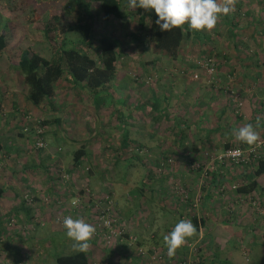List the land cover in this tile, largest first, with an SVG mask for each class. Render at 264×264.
I'll list each match as a JSON object with an SVG mask.
<instances>
[{
	"label": "rangeland",
	"instance_id": "rangeland-1",
	"mask_svg": "<svg viewBox=\"0 0 264 264\" xmlns=\"http://www.w3.org/2000/svg\"><path fill=\"white\" fill-rule=\"evenodd\" d=\"M247 1V8H254L251 0ZM17 4L19 0H0V31L5 32L13 49L28 46L49 55L42 33L47 14L28 20L30 8L22 4L13 10ZM45 5L40 3L39 8ZM136 9L126 4L121 7L120 18L102 20L98 2L92 4L98 35L107 34L118 41L115 77L104 91L92 96L67 76L58 82L57 99L61 103L51 114L59 122H50L48 127L43 124L44 148L54 143L59 147L56 143L65 137L75 140L72 148L84 142L89 153L80 165H71L72 153L67 149L59 154L61 165L55 167L51 163L54 159H49L45 169L32 175V170L24 168L34 153L27 149L32 147L31 139L22 126L26 117L46 121L49 118L43 115L47 110L35 114L25 106L13 108L10 144L17 148L16 154L10 157L0 153V183L4 186L0 197V264H54V253L74 249L62 226L66 216L82 218L95 227L89 241L90 264H115L116 255H100L105 247L115 254L136 246L148 253L154 249L164 254V235L180 219L190 220L192 214L202 215L204 225L198 224L197 234L187 241L189 245L159 263L178 264L182 257L186 264H207L211 256L214 264H228L221 262L225 259L250 264L253 253L247 236L254 227L255 232L264 230V221L255 217L254 222H261L256 225L249 215L256 213L264 219V203L254 193V204L243 196L237 199L232 186L245 181L244 174L255 165L233 163L220 153L227 141L245 148L232 135L245 124H252L264 143V128L255 126L259 119L264 120V35L250 34L249 27L229 28L228 23L224 25L225 17L220 16L211 32H189L180 52L172 58L154 50L147 37L145 24L154 10L137 9L145 20L140 28ZM241 11L229 19L241 22ZM233 50L239 54L234 56ZM207 58L213 63L211 71L203 67ZM13 70L0 56V82L13 73L15 91L23 93L21 75ZM70 85L72 90L67 89ZM173 122L184 128L182 142L176 132H171ZM18 130L22 136L16 134ZM137 141L142 146L137 147ZM190 143L198 147L197 153L189 151ZM262 147L257 150L264 155ZM128 160L132 163L129 167ZM213 172L218 181L211 188L208 203L202 206L201 184L206 185ZM31 175L36 178V191L25 183ZM27 189L32 194L30 203L22 197ZM73 201L78 203L73 206ZM24 206L30 210L25 211ZM104 210L114 230L135 235L141 242L126 244L123 235L103 237L96 221ZM221 219L227 222H222V227L218 225ZM137 257L140 264H153L145 255L137 253Z\"/></svg>",
	"mask_w": 264,
	"mask_h": 264
},
{
	"label": "trees",
	"instance_id": "trees-1",
	"mask_svg": "<svg viewBox=\"0 0 264 264\" xmlns=\"http://www.w3.org/2000/svg\"><path fill=\"white\" fill-rule=\"evenodd\" d=\"M93 2H98L102 20H108L110 17L120 18L122 16L121 7L128 4V0H19V4L13 6V10L20 8L22 4L28 6L30 8L28 20L40 19L44 13L47 14L42 24V33L46 40V49L49 55H43L28 46L13 49L7 42L5 32L0 31V56L4 57L7 64L13 67L14 72H18L21 75L22 81L26 85L24 97L31 105L37 106L43 103V101L49 102L62 76H67L73 85L78 84L91 92H97L107 88L110 85L108 84L109 81L114 79L118 41L117 38L110 35H98V32H96V17L92 11ZM244 2L248 1L237 0L235 6L234 13L242 10L241 14L244 17L242 18L243 20L240 23L241 26L239 29L235 27L236 30L246 27L245 25L251 21L249 8H247ZM40 3L46 5L43 8H39ZM137 9L135 12H137ZM157 18L154 12L148 14V22L145 24L147 37L154 50L160 51L168 57L175 58V55L180 52L181 45L189 32H185L180 28H174L170 32H161L155 23ZM144 21V14L137 12V26L140 28L142 26L144 27ZM67 33H72L73 36L68 37ZM252 33L256 37L261 34L258 32ZM228 35L230 38H233L231 31L228 32ZM15 68L18 70H15ZM163 117L166 119V115H163ZM33 119L34 121L37 120L36 118ZM260 122H264V120L261 121L259 119L255 126L261 125L264 128V123L261 124ZM38 123L42 127L43 134L45 120H39ZM173 131L177 133L179 142H182L184 137V128H182V125L173 122L171 132ZM26 135L30 137L27 132ZM30 144H32L31 141ZM231 145V141H227L223 143L222 147L224 149L232 147ZM240 145L244 146L246 144L240 143ZM140 146L142 144L137 141V147ZM247 147L249 146L246 145L245 148ZM262 148L264 150V147ZM1 149L2 143L0 141ZM188 149L193 153L199 151L198 147L193 143L189 144ZM85 153L86 150L83 144L75 148L72 152L71 165L73 167L80 165L81 159L86 155ZM130 157L132 158L134 156L130 155ZM140 162L142 165L144 164V162ZM245 162L250 166H255L251 168L252 171L250 170V173L244 174L245 181L242 180L240 183L232 186L233 192L238 196L237 199H239V196H243L244 198L255 200L253 198L254 194L251 191L258 186L255 176L264 172V155L257 151V156L253 160ZM131 164V160H128L127 166L129 167ZM217 179L213 172L210 175L209 182L206 185L201 184L200 204L202 206L208 203L211 197V188L212 186H216ZM3 192L4 186L0 183V197ZM23 200H21L22 204ZM190 220L196 228L199 223L204 225V217L202 215L195 216V214H192ZM192 238H189L187 241ZM140 242L141 240L137 237L135 243L139 244ZM196 248V253L198 254L199 247ZM108 249L111 248L105 247V250L102 251L108 255ZM90 251L89 249L87 251L72 249L66 252H57L54 253L53 263L90 264ZM192 252L193 254L195 253V251ZM107 257L104 256L103 258ZM166 259L170 260L168 257ZM178 259V264H186L182 257ZM202 259L203 257H201Z\"/></svg>",
	"mask_w": 264,
	"mask_h": 264
},
{
	"label": "crops",
	"instance_id": "crops-1",
	"mask_svg": "<svg viewBox=\"0 0 264 264\" xmlns=\"http://www.w3.org/2000/svg\"><path fill=\"white\" fill-rule=\"evenodd\" d=\"M251 3H252V5H254V8H253V6L251 7V9L249 8V12H250L252 18L250 17L251 21H249L248 24L245 26L249 27V32L252 35H253L252 31L255 33L258 32V33H261L262 35H264V0H251ZM258 5H260V6H258ZM247 11H248V9H247ZM233 16H235L234 12H232L228 15H223V17H225L224 18V22H225L224 25H226V23H228L229 28L235 29V27H237L239 29V27L241 26V24H240L241 22L229 19L230 17H233ZM244 29L245 28H241L240 30H244ZM237 51L238 50H233L232 54L234 56H237L239 54ZM12 83H13V73H11L9 75V77L8 76L6 77V81L4 83L0 82V141L2 143V149L0 150V153H5L4 154L5 156L10 155V157L12 156V154H16L15 151L17 150V148L15 149V147L10 144V142L13 141V139H12V136H13L12 135V127H13L14 121H15L13 108L15 106H25V110L29 111V109H31L30 112L33 113V111H34L35 114L39 113L40 111L47 110V113H46L47 115H43V117L45 116V117L49 118V119L46 118V121H45L46 125L48 127L50 122H52V123L59 122L58 119L55 116H53L51 113L56 112V110H58L57 104L60 105V103H61V101L59 99H57L58 84L56 86L55 93L50 98L49 102L43 101V103H41L37 106H34V105H31L27 100H25L24 93H25L26 85L25 84L23 85V93H21V91H19V92L15 91V88H14ZM73 87H74L73 85H70V87H67V89L72 90ZM81 87H83V86H81ZM83 88L92 96L99 94L100 91H104V89H103V90H99L97 92H91L88 89H86L85 87H83ZM16 124H17L16 126L18 127L20 125V120H17ZM16 134L20 136L22 134V132H20L18 130L16 132ZM27 138H29V136H27ZM43 139H45V135H43ZM73 142H75V140H73L71 137H65V138L60 139V141H58V143H56L59 147H56L55 143L54 144L52 143L53 145H51L50 147H47L48 146L47 145L46 148H42L40 150L35 149L33 147H31V148L28 147L27 149H30L29 152H32L34 154L31 158H29L30 161L28 164L24 165V168L28 169V170H32V175H33L36 171L43 170L42 168L45 169V166H47L46 162L49 159H54L53 162H51V163H53L55 165V167L58 166L59 164L61 165L62 160H60L59 154L63 155L67 149H69L70 152L72 153L73 150L78 147V146H74L72 148V144L74 145ZM80 144L84 145V148L86 150L85 154H88L89 151L87 150L85 143L80 142ZM26 145L28 146V144H26ZM19 150H21V149H19ZM22 151H26V149L22 150ZM263 154H264V150H263ZM48 166H51V164H48ZM32 175H31V177L28 178V180L25 183L26 184L28 183L30 187L32 186L33 191H36L35 184L37 185V182H36V178L32 177ZM1 176H2V172L0 171V177ZM6 177H8V173H7ZM255 179L258 182V186L255 187L251 192L262 197L263 203H264V172L255 176ZM37 189L41 190L39 188H37ZM24 210L29 211L30 209H28L26 206H24ZM251 213H253V212H251ZM263 213H264V206H263ZM249 217H250L251 223H255L256 225L258 222L264 221L263 216L257 215L256 213H254V215H252V216L249 215ZM255 217H258L260 219V221L258 219V220H256V222H254V220L257 219ZM222 222L227 223L221 219L219 224H218L221 227L224 225ZM238 238H239V236L237 237V239ZM247 238L249 239V245H247V246L250 250H252V253H253L252 258L250 259V264H264V230H259L258 232L257 231L255 232V227H254L253 232H250V236H247ZM258 246H260V247L258 248ZM107 251H108L107 252L108 255L105 254V252H103V251H100V255L102 257L108 256L107 258H110V257L116 255L115 256V260H116L115 264H140L139 263L140 259L137 257V255L135 253V248H133V250H129L128 252L125 251V252H121L118 254H115V252H113L114 251L113 249H108ZM211 254H212V256L215 255L214 252H212ZM53 256H54V254H53ZM232 257H233V254H232ZM207 261H208L207 264H214L215 263L214 258L211 256H209ZM224 261L227 262L228 264H237V262H235V260H234V262L228 261L227 259H225L223 261L221 260V262H224Z\"/></svg>",
	"mask_w": 264,
	"mask_h": 264
},
{
	"label": "clouds",
	"instance_id": "clouds-1",
	"mask_svg": "<svg viewBox=\"0 0 264 264\" xmlns=\"http://www.w3.org/2000/svg\"><path fill=\"white\" fill-rule=\"evenodd\" d=\"M237 0H128V7H137L145 11L154 10L158 17L155 21L161 32H170L180 28L185 32H211L219 22L221 15L235 11ZM185 25L187 27H185ZM232 135L235 140L248 146H254L260 140L259 133L252 124H245L236 129ZM78 201H73L75 206ZM66 237L73 241L72 247L78 251H87L91 245L95 227L82 218L66 216L62 220ZM197 234V228L189 219H180L172 230L164 235L163 243L167 256L174 257L178 249L187 240Z\"/></svg>",
	"mask_w": 264,
	"mask_h": 264
},
{
	"label": "built area",
	"instance_id": "built-area-1",
	"mask_svg": "<svg viewBox=\"0 0 264 264\" xmlns=\"http://www.w3.org/2000/svg\"><path fill=\"white\" fill-rule=\"evenodd\" d=\"M203 67L204 69H206L207 71H211L213 69V63L211 62L210 58H207L205 60H203ZM28 116V115H27ZM27 123L25 125H23L22 127H24L23 131L24 133H28L31 137V146L35 149H42L45 147V141L43 139V134H42V127L41 125L38 123V119L36 121H34V119H29V117H26ZM28 127V128H27ZM264 143L262 140H259L257 142L256 145L254 146H249L247 148H240L238 146H232V147H227L224 148L222 150V152L220 153V155L222 157H225L227 159H229L230 161H232L233 163H239V162H245V161H251L253 160L256 156H257V149L259 146H262ZM1 158H0V163H1ZM23 198L24 200H26L27 203H30V201L32 200V194L27 190L25 191V193L23 194ZM106 198V197H105ZM251 203L254 204V200H251ZM108 211V210H107ZM112 220L109 218L107 212L104 210L99 216H98V220L96 221V224L98 225L97 228L99 229L100 227V232L102 234L103 237L107 238H115V237H119L122 235L125 237L124 242L126 244H130V243H134L136 240V236L135 235H125L126 232L122 231V234H120V232L117 230H114L113 226H112ZM187 245H189L187 243ZM164 254H161L159 251L157 250H151L149 253L145 252L144 249L138 247H135V253L137 255V253L140 256L145 255L147 257V262L149 263V261H152L153 264H161L159 263L163 258H167V249H164ZM169 258V257H168Z\"/></svg>",
	"mask_w": 264,
	"mask_h": 264
}]
</instances>
